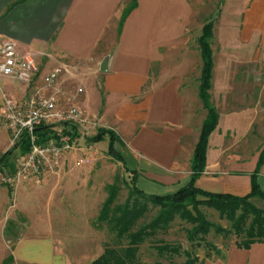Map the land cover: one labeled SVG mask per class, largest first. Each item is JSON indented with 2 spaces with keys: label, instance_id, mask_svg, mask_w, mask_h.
<instances>
[{
  "label": "crops",
  "instance_id": "crops-1",
  "mask_svg": "<svg viewBox=\"0 0 264 264\" xmlns=\"http://www.w3.org/2000/svg\"><path fill=\"white\" fill-rule=\"evenodd\" d=\"M129 3L130 0H0V46L4 41H12L20 52L31 54L37 66L40 64L36 82L47 72L57 71L54 82L48 87L53 90L57 105L65 109L74 106L86 116L84 104L88 89H93L99 105L93 114H87L88 119L104 121L107 110H113L118 119L130 122L127 138L116 126L108 125L109 120L105 126L122 140L121 156L126 170L136 175L135 185L142 181L143 171L171 190L145 194L164 196L188 182L192 151L199 133L198 130L197 135L193 134L197 127L186 109L188 98L177 88L178 80L164 83L161 74L158 78L152 77L149 70L152 62L161 67L160 46L173 43L169 29L176 27L174 21L178 22V0H136L135 7L118 26L121 13ZM167 30L168 36L164 39ZM103 59L105 71H100ZM142 89L145 90L142 92ZM28 92L29 86L0 77V116L2 94L21 100ZM240 115L218 114L207 138L205 163L194 182L196 188L233 196H243L249 191L250 174L256 167L264 140L253 153L252 163L243 165L240 162L245 160H232L229 154L227 157L226 140L221 136L217 138L222 130H234L236 137L247 131ZM203 118L198 122L199 129ZM192 134L186 156L185 148ZM152 138H156L160 146L150 154L143 148ZM8 145V132L0 125V153ZM142 154L149 163H142ZM3 172L7 174L0 170V180ZM76 174L71 170L58 172L57 176L61 177L58 181L51 178L40 188L20 186L12 191L0 182V264H89L102 253L97 245L98 236L89 225L93 218L91 211L77 226V220L71 217L73 203L83 208V203L93 200L86 197ZM255 180L264 192V156ZM55 192H60L59 198L53 195ZM38 200L43 201L46 208L45 222L41 226L34 225L28 216V208ZM248 202L264 210L263 200L250 198ZM93 204L95 206L96 202ZM16 214L24 217L27 224L10 237L4 226L14 220ZM59 215L60 224L56 221ZM235 250L255 251V258H264V243H255L247 250L232 246L224 257L202 258V264H226L228 253Z\"/></svg>",
  "mask_w": 264,
  "mask_h": 264
},
{
  "label": "rangeland",
  "instance_id": "rangeland-1",
  "mask_svg": "<svg viewBox=\"0 0 264 264\" xmlns=\"http://www.w3.org/2000/svg\"><path fill=\"white\" fill-rule=\"evenodd\" d=\"M178 11V22H173L176 27L169 29L173 43L160 46L158 54L162 57L161 67L156 62H152L149 69L150 76L158 78L161 74L164 77V83L172 79L178 80L177 88L180 94L188 98L186 109L191 112L193 123L197 127L193 134L197 135L198 122L205 114L196 95L201 67L197 38L202 25L210 21L212 24L211 37L208 40L212 58L210 101L220 115L241 114L239 119L242 116L243 127L247 129L240 137L235 136L234 130H222L217 133V138L221 136L226 140L227 157L230 156L232 160H245L240 163L250 165L254 158L253 153L264 140V35H261L264 33V0H178ZM169 31H164V39ZM184 62L186 66L182 68ZM37 67L40 68V64ZM88 90L87 102L84 104L86 116L83 110L79 109L82 120L76 124L77 137L73 148L63 151L56 161L40 163L37 167L35 166V170L31 167L19 168L17 160L20 156L17 151H14L10 160L14 165V171L18 170L19 176L3 172L0 182L11 191L20 186L40 188L51 178L58 181L61 178L57 176L58 172L64 173L71 170L77 173V182L81 181V188L85 191L86 197L93 199L96 205L94 206L93 200L83 203L85 206L83 208L78 203H73L71 217L74 221L77 220L75 226L84 218V215H89L91 211L93 218L89 219V225L94 234L98 236L97 245L102 251L104 248L122 250L125 240L115 236V233L110 230V224L97 223L96 217L107 196L108 186L117 187L111 209L127 201H133L130 198L133 196H130L129 192L132 185L130 175L124 172L119 163L108 157L107 137L93 144H87L85 137L93 136L97 127H107L105 122L109 120L108 125L116 126L127 138L130 122L118 119L119 117L113 114V110H107L104 121L88 119L87 116L93 114L99 105L94 90ZM144 90L142 89V92ZM52 91L49 89L46 94ZM55 107L58 115L48 122L50 124L65 120L69 115L78 112L74 106L65 109L56 103ZM0 125L6 129L3 116H0ZM193 134L189 135L188 146L185 148L186 156L190 150ZM158 143L156 138H152L143 151L150 154L155 153ZM114 146L122 153L124 145L115 144ZM143 154L142 163H147ZM78 172L81 173L78 174ZM138 184L135 187L144 193L163 194L171 191L168 187L159 185L154 179L147 177L143 171L142 181ZM59 194L60 192L53 193L58 198ZM139 204L143 203L138 201ZM31 207L28 208V216L34 225L41 226L46 216L44 202L38 200ZM199 209L208 222L222 230L220 233L209 230L203 236V241L214 246L220 256L224 257L226 251L234 246L235 240L229 222L219 217L218 213L212 209L206 207ZM156 214V208L146 205L145 211L135 222L133 230L147 224ZM61 220L62 217L59 215L56 221L60 224ZM26 224L27 220L16 214L14 220L5 223L4 230L8 236L13 237L24 229ZM190 228L189 224L175 218L166 228L154 230L138 246L135 255L136 262L140 264H182L185 260L182 255L183 250L196 256L198 260H202L208 250L202 242L198 243L199 247H194L185 240V231ZM163 244L179 247L178 254L157 252L156 248ZM254 253L255 251L251 253L231 251L227 255L226 264H264V258H255ZM209 254L211 258H217L213 253Z\"/></svg>",
  "mask_w": 264,
  "mask_h": 264
},
{
  "label": "trees",
  "instance_id": "trees-1",
  "mask_svg": "<svg viewBox=\"0 0 264 264\" xmlns=\"http://www.w3.org/2000/svg\"><path fill=\"white\" fill-rule=\"evenodd\" d=\"M136 5V0H130V3L123 9L118 26ZM212 24L206 21L200 30L197 38L199 57L201 62L200 74L197 85V97L202 108L205 111L201 121L197 140L194 144L192 157L190 161V175L188 182L171 194L164 196L148 195L135 187L136 175L134 171L126 170L121 153L116 150L115 144L123 145L118 134L110 128L97 127L93 136L85 137L87 144L101 140L107 137V154L112 160L121 165L125 173L130 175L132 183L130 197L132 202L115 206L111 209L117 193V187L111 185L107 187V196L103 201L96 222H106L110 224V230L115 233L118 239L125 240V246L122 250L104 248L102 253L89 264H140L136 262V252L146 238L156 229L166 228L175 218L189 224L191 228L185 231V240L194 247H199L202 242L208 250L203 259L210 257L213 253L221 258L218 250L203 241L209 230L216 233L222 230L208 222L200 211V207H206L217 212L219 217H223L229 222L230 230L234 236V247L236 249L247 250L250 245L255 243H264V210L257 209L248 202L250 198H259L264 201V192H262L255 180L258 167L261 165L264 156V145L259 152L258 161L254 171L250 174L249 191L243 196H233L230 194L210 193L202 191L194 186V182L202 173L205 163V151L207 138L214 129L218 114L210 101L209 88L212 69L211 49L209 38L211 37ZM61 128L63 133L71 137H77L76 125L69 121H58L56 123L39 124L33 128V133L37 135L38 142H43L54 134L55 127ZM29 149L28 137L26 132H22L19 139L0 153V170H5L7 174L14 173V165L10 161L12 153L24 154ZM138 201L143 204L138 205ZM146 205L157 209L155 217L147 224L136 230H133L135 222L145 211ZM249 221V222H247ZM157 252H168L178 254L179 247H171L169 244H163L156 248ZM184 262L182 264H202L190 252L182 251ZM5 263V261H4Z\"/></svg>",
  "mask_w": 264,
  "mask_h": 264
},
{
  "label": "built area",
  "instance_id": "built-area-1",
  "mask_svg": "<svg viewBox=\"0 0 264 264\" xmlns=\"http://www.w3.org/2000/svg\"><path fill=\"white\" fill-rule=\"evenodd\" d=\"M54 70L42 75L36 82L37 64L29 53L20 52L12 41H4L0 46V77L12 79L29 86L28 96L21 100H14L2 94L1 116L5 119V130H8L9 146L14 144L22 132L27 133L29 149L24 154H18L19 168L31 167L35 170L40 163L56 161L63 151L73 148L76 137L63 133L61 128L55 127L54 134L43 142L33 133V128L48 122L58 114L55 110L56 97L52 92L46 94L48 87L55 80ZM77 109V108H76ZM69 115L65 120L77 124L82 120L80 111ZM16 170V169H15ZM19 176L18 170L12 174Z\"/></svg>",
  "mask_w": 264,
  "mask_h": 264
},
{
  "label": "water",
  "instance_id": "water-1",
  "mask_svg": "<svg viewBox=\"0 0 264 264\" xmlns=\"http://www.w3.org/2000/svg\"><path fill=\"white\" fill-rule=\"evenodd\" d=\"M99 70H100V71H105V59H103V60L100 62Z\"/></svg>",
  "mask_w": 264,
  "mask_h": 264
}]
</instances>
